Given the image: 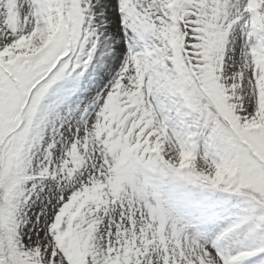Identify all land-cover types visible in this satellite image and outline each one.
Here are the masks:
<instances>
[{
  "label": "snow or ice",
  "instance_id": "6c2138e0",
  "mask_svg": "<svg viewBox=\"0 0 264 264\" xmlns=\"http://www.w3.org/2000/svg\"><path fill=\"white\" fill-rule=\"evenodd\" d=\"M0 264H264V0H0Z\"/></svg>",
  "mask_w": 264,
  "mask_h": 264
}]
</instances>
